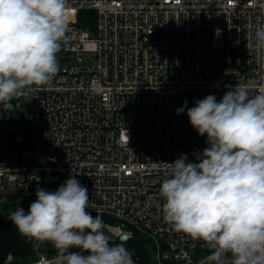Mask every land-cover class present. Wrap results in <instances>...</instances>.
<instances>
[{
    "label": "built area",
    "instance_id": "obj_1",
    "mask_svg": "<svg viewBox=\"0 0 264 264\" xmlns=\"http://www.w3.org/2000/svg\"><path fill=\"white\" fill-rule=\"evenodd\" d=\"M69 5L60 71L24 98L26 124L0 107V199L24 198L27 212L38 187L75 175L88 189L86 211L99 213L114 239L129 237L135 264L140 249L153 253L150 264H197L209 249L164 221L159 195L166 162L182 153L196 162L208 147L187 109L180 115L176 109L209 94L219 101L225 85L250 78L264 91V48L256 46L264 0ZM82 11L96 14L86 28L78 23ZM45 242L34 239L37 259L29 264L53 261L42 251Z\"/></svg>",
    "mask_w": 264,
    "mask_h": 264
},
{
    "label": "clouds",
    "instance_id": "obj_2",
    "mask_svg": "<svg viewBox=\"0 0 264 264\" xmlns=\"http://www.w3.org/2000/svg\"><path fill=\"white\" fill-rule=\"evenodd\" d=\"M69 8V0H0L3 109L15 110L12 101L31 98L58 75ZM256 41L264 48V27L257 29ZM225 87L219 101L209 94L176 109L177 115L187 109L190 125L207 137L208 147L196 162L186 153L166 162L159 188L163 218L209 249L197 264H264V91L251 78ZM35 195L27 212L19 207L8 219L20 235L54 246L57 256L50 264H135L129 237L114 239L102 216L86 211L88 189L75 175L55 191L38 187ZM15 259L9 252L4 264Z\"/></svg>",
    "mask_w": 264,
    "mask_h": 264
},
{
    "label": "trees",
    "instance_id": "obj_3",
    "mask_svg": "<svg viewBox=\"0 0 264 264\" xmlns=\"http://www.w3.org/2000/svg\"><path fill=\"white\" fill-rule=\"evenodd\" d=\"M96 14L93 11H82L78 14V23L85 27L93 23ZM15 110H10L18 123L25 125L24 114V98L12 101ZM2 107V106H0ZM46 248L42 250L49 258L57 256V250L50 242H45ZM138 249V247H136ZM11 252L16 259L13 264H29L35 262L37 257L34 251V239L20 235L16 227L9 219H0V264H4L7 254ZM143 250H139V261L141 264H150L149 255L146 257L142 254Z\"/></svg>",
    "mask_w": 264,
    "mask_h": 264
},
{
    "label": "rangeland",
    "instance_id": "obj_4",
    "mask_svg": "<svg viewBox=\"0 0 264 264\" xmlns=\"http://www.w3.org/2000/svg\"><path fill=\"white\" fill-rule=\"evenodd\" d=\"M69 21L71 20L70 13L68 12ZM62 49V48H61ZM56 183L51 185L48 188V191H55L61 184L64 183L63 177L61 175L55 176ZM27 200L24 198L21 199H11L9 197H4L2 200L0 199V217L8 218L9 214L15 211L17 208L21 207L23 203ZM46 248V245H42V250ZM78 249H70V251H77ZM87 255V253H83ZM150 258L149 263L152 261L153 253L149 252ZM36 255V254H35Z\"/></svg>",
    "mask_w": 264,
    "mask_h": 264
},
{
    "label": "water",
    "instance_id": "obj_5",
    "mask_svg": "<svg viewBox=\"0 0 264 264\" xmlns=\"http://www.w3.org/2000/svg\"><path fill=\"white\" fill-rule=\"evenodd\" d=\"M136 256H137V254H136Z\"/></svg>",
    "mask_w": 264,
    "mask_h": 264
}]
</instances>
